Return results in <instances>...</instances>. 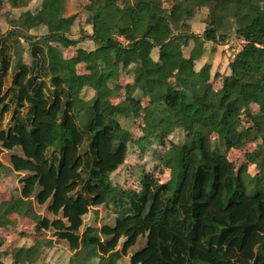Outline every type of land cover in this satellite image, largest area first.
I'll list each match as a JSON object with an SVG mask.
<instances>
[{
	"label": "trees",
	"instance_id": "trees-1",
	"mask_svg": "<svg viewBox=\"0 0 264 264\" xmlns=\"http://www.w3.org/2000/svg\"><path fill=\"white\" fill-rule=\"evenodd\" d=\"M21 1L41 5L12 14L13 29L0 32V154L21 150L10 165L0 161V181L28 175L19 180L20 193L0 203V230L13 231L27 218L35 236L19 235L30 245L8 252L14 264H35L55 239L68 243L69 264H120L141 237L146 243L129 264H264V0H181L172 9L162 0H89L83 10L93 34L82 40L97 48L78 49L72 59L56 46L78 44L68 36L75 17H64L65 0ZM202 9L208 16L197 35L190 21ZM43 28L42 38L28 33ZM233 37L245 45L213 90L211 65L195 71V62L207 43ZM82 63L87 74L77 72ZM123 65L134 74L124 89ZM85 90L94 96L85 99ZM140 91L147 107L136 97ZM250 107L259 111L250 115ZM141 114L147 125L134 142L138 154L153 142L169 143L153 155L155 171L169 170L167 182L127 164L135 151L121 120L133 125ZM244 114L249 128L240 123ZM178 130L185 133L182 143L169 140ZM248 144L255 149L237 170L227 153ZM248 164L259 168L256 176ZM122 166L132 170L137 187L112 180ZM35 203L53 218L39 214ZM102 206L114 224L85 226L84 217ZM4 241L0 232V264H6Z\"/></svg>",
	"mask_w": 264,
	"mask_h": 264
},
{
	"label": "rangeland",
	"instance_id": "rangeland-1",
	"mask_svg": "<svg viewBox=\"0 0 264 264\" xmlns=\"http://www.w3.org/2000/svg\"><path fill=\"white\" fill-rule=\"evenodd\" d=\"M164 3L165 8L172 9L175 7V3L178 0H162ZM180 1V0H179ZM89 0H65V12L64 17H71L74 16L75 20L73 22L72 31L68 36L71 39H75L78 41L77 47H69L65 48L61 45H57L59 47L60 51L63 53L64 58L66 59H72L77 57V51L78 47H82L84 49H90L92 48L90 46V41H82V36L85 33L86 30L84 28L88 26L87 23V17L84 13V7L89 4ZM8 4V3H6ZM121 4V3H120ZM41 5V2L34 1L29 5V7L24 9H15L10 7L11 5H6V10L8 13H11L14 16L19 17L20 13H22L25 10L30 9L31 11L36 10ZM81 13L84 14V17L81 16ZM7 18V14L5 15ZM208 16V10L202 9L197 10L196 14L194 15V18L190 21L192 25V31L193 33L197 35H203V32L205 30L206 24L205 19ZM5 18V19H6ZM3 17L0 16V27L2 33L8 32L11 29H13L11 25V21L13 19L9 18L5 20ZM9 21V22H8ZM85 23V24H84ZM87 29V28H86ZM45 28L41 30H31L28 33L31 35H36L37 38H42L43 34H45ZM87 31L91 32V28H88ZM88 33V32H87ZM42 36V37H41ZM25 39H22V43L25 45ZM35 41V40H34ZM245 45V42L243 40H239L235 37L231 38L226 44H214V43H207L205 46V51L202 56V58L195 62V71H200L205 65H211V80H210V88L213 90H218L223 85V79L226 75L230 74V68L229 63L234 61L235 56L237 53H239L243 46ZM194 46V42H190V45L188 47L184 48V54L188 58L191 50ZM28 47V45L26 46ZM152 56L155 60L158 59V51L154 50L152 53ZM26 62H28V58L26 57ZM77 70L79 73H85V70L83 69V65L79 64L77 66ZM87 72V71H86ZM129 76L126 74L121 80V84L119 86H124L127 82H129ZM94 96V92L91 90H85L84 97L85 99H90ZM119 97H114L112 100L116 102ZM142 107H145L148 105V99H142L141 101ZM250 115L255 114L259 111L257 107H250L249 109ZM243 125H245L247 128L251 127L252 121L247 116V114L242 115L240 120ZM121 123L123 127L128 131L124 133L131 141L129 146L131 147L130 150L135 151L133 152L129 158H127V164L128 165H136L139 164V166H144L145 170L148 172L153 171V174L155 177H157L161 182H167L170 180V172L168 169H165L164 167H159L156 171L154 170V167L158 165L157 161H154L153 155L155 153H164L167 148L170 147V144L167 143V146L164 148L161 145H159L156 142L151 143L148 148L146 149V152L142 155L138 154L140 152V149L137 147L138 145L134 143L135 141L141 139L145 135V125H147L146 122V116L144 114H141L135 118V123H131L129 120H121ZM185 137V133L182 130H178L175 134H173L171 137H169V140L171 139L176 143H182ZM1 146V143H0ZM255 149L254 145L248 144L246 147L240 149V150H230L227 153L229 161H231L236 169L238 170L241 165H243L246 162L245 155L248 152H252ZM14 154H20L19 149H15L14 151H6L3 149L2 153L0 154V161L4 165H10V158ZM247 163V162H246ZM137 171L134 170V172ZM132 170H129L127 166H122L113 176L112 180L119 185H123L125 188H130L132 186H138L137 181L133 176H131ZM248 173L252 176H256L259 173V168L255 164H248ZM15 177V178H14ZM21 175H15L10 176L9 178H4L0 181V203L10 200L13 196H16L18 194V191L21 190V184L19 183V180L21 179ZM14 190V191H13ZM16 191V192H15ZM35 200V198H33ZM35 202V201H34ZM36 211L41 214L42 216H47L50 218H53V216L47 211V206L39 207L35 203ZM98 213V215L96 214ZM115 216L112 215L108 209L105 207H98L91 210L89 214H87L84 217V223L85 226H92V227H101L105 224H114ZM34 227L35 224L27 219L23 218L20 220L17 224V227L13 231H8L5 229H1V235L6 239L4 241V246L2 251H5L3 254V262L6 264H14V260L12 256L8 253L11 252V249L18 245V246H29L30 240L22 239L19 240V235H25L27 237H34ZM51 235V234H50ZM8 239V240H7ZM19 242V244H18ZM124 240L121 241L120 246L118 249H121L122 244ZM146 243V239L141 237L139 238L137 244L132 247L129 251V255L125 257V259L120 264H129L130 263V257L132 254L140 251ZM72 252L69 249L68 243L64 241L54 240V247L52 249H44L41 255L39 256L37 262L35 264H69V259Z\"/></svg>",
	"mask_w": 264,
	"mask_h": 264
},
{
	"label": "crops",
	"instance_id": "crops-1",
	"mask_svg": "<svg viewBox=\"0 0 264 264\" xmlns=\"http://www.w3.org/2000/svg\"><path fill=\"white\" fill-rule=\"evenodd\" d=\"M118 1V4L119 5H121L120 3H122V0H117ZM179 1V0H178ZM181 1V0H180ZM6 5H8V4H6V3H4L3 5H1L0 6V16L1 17H3L4 19L6 18V14H7V18L6 19H8L9 20V18H12L11 17V13H8L7 11H5L6 10ZM11 6L10 7H12V8H15V9H24V8H26L27 6H26V4H23V2L21 1V0H15L14 2H13V4H10ZM86 14V13H85ZM81 16H83L84 17V14L83 13H81ZM86 17H87V23H88V26H86L85 28H84V30H86L85 31V33L83 34V36H85L86 34H88V35H92L93 34V28H92V26L89 24V17L86 15ZM5 19V20H6ZM7 21V20H6ZM9 22V21H8ZM85 24V23H84ZM88 28H91V31H92V33L91 32H89V31H87V29ZM88 32V33H87ZM82 36V37H83ZM75 40V39H74ZM83 42H85V41H90V40H82ZM90 46L92 47V48H90V49H84V48H82V47H78V49H84V50H87V51H93V50H95L96 48H97V46H96V44L94 43V42H92V41H90ZM59 48V47H58ZM60 49V48H59ZM82 65H83V69L85 70V73H79L78 72V70H77V72L79 73V74H87L88 72H86L87 71V69H86V67H85V65L82 63ZM128 75L129 76V82H127L124 86H122L121 88L122 89H124V88H126L127 86H129V85H132V84H134V74H133V71L129 68V67H127V66H122L121 67V71H120V75H119V84H121V80H122V78L124 77V75ZM122 85V84H121ZM123 91V90H122ZM114 97H119L118 98V100L116 101V103H118L122 98H123V92H121V93H118V94H116V95H114L112 98H111V101L113 102V103H115L112 99L114 98ZM136 97H138L141 101H142V99H148V105L150 104V101H149V98H148V96L146 95V94H144L142 91H140L139 93H137L136 94ZM142 104V103H141ZM147 105V106H148ZM147 106H145V107H147ZM18 149V148H17ZM20 150V149H19ZM20 154H21V150H20ZM163 154V153H162ZM16 175H21L22 177L21 178H24V177H26L28 174L27 173H21V174H16ZM15 178V177H14ZM14 191V190H13ZM21 191V190H20ZM20 191H18V193H20ZM16 192V191H15Z\"/></svg>",
	"mask_w": 264,
	"mask_h": 264
}]
</instances>
